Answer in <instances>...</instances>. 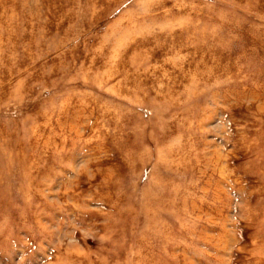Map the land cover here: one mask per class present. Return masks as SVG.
<instances>
[{
    "label": "rangeland",
    "instance_id": "374dc122",
    "mask_svg": "<svg viewBox=\"0 0 264 264\" xmlns=\"http://www.w3.org/2000/svg\"><path fill=\"white\" fill-rule=\"evenodd\" d=\"M0 264H264V0H0Z\"/></svg>",
    "mask_w": 264,
    "mask_h": 264
}]
</instances>
